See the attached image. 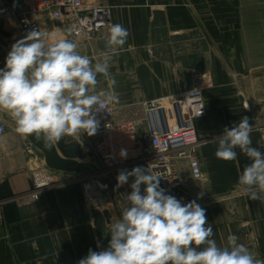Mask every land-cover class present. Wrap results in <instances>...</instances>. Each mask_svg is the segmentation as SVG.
Here are the masks:
<instances>
[{
  "label": "crops",
  "instance_id": "obj_1",
  "mask_svg": "<svg viewBox=\"0 0 264 264\" xmlns=\"http://www.w3.org/2000/svg\"><path fill=\"white\" fill-rule=\"evenodd\" d=\"M108 1L113 24L130 32L110 67L119 94V103L113 104L115 119L143 124V101L191 88L199 72L209 76L203 88L205 114L194 120L198 143L190 150L202 177L193 180L187 164L177 163L182 187L172 195L185 203L196 199L206 209L218 245L235 234L239 243L264 260V202L250 199L237 183L251 161L239 149L234 161L215 156L216 137L243 116L252 125V146L264 151L259 134L264 125V0H205L204 6L214 13L204 16L202 34L196 31L195 9L179 0ZM46 26L44 22V31ZM108 29L78 44L77 50L95 62L106 50ZM24 36L11 16L0 18V68L11 45ZM196 43L202 45L197 48ZM98 79V91L106 89L103 77ZM182 106L172 104L180 123ZM0 129V264H77L90 248L98 251V244L106 248L111 223L127 206L131 180L118 189L111 183L102 190L94 176L86 177L85 172L99 163L89 157V143L82 134L66 137V142L77 141L84 154L82 172L70 173L47 167L42 152L16 133L14 121L2 111ZM40 164L58 183L35 201L17 198L30 188V171ZM135 166L145 167L131 162L123 169Z\"/></svg>",
  "mask_w": 264,
  "mask_h": 264
},
{
  "label": "clouds",
  "instance_id": "obj_2",
  "mask_svg": "<svg viewBox=\"0 0 264 264\" xmlns=\"http://www.w3.org/2000/svg\"><path fill=\"white\" fill-rule=\"evenodd\" d=\"M47 35L32 29L11 45L0 68V111L11 117L21 137L34 135L51 147L68 136L95 135L98 114L119 103L110 67L130 32L122 24H111L106 50L95 62L82 55L73 40L52 42ZM98 76L107 83L106 89L98 91ZM251 132L247 116L225 126L216 137L215 156L234 161L236 149L246 155L251 162L244 165L237 183L250 199L264 202V151L252 146ZM120 156L127 158V150L121 149ZM160 179L148 167L119 171L117 189L131 180L127 206L111 223L107 247L90 248L77 264H264L235 234L218 245L206 209L196 199L185 203L167 194ZM201 197L202 193L197 199Z\"/></svg>",
  "mask_w": 264,
  "mask_h": 264
},
{
  "label": "built area",
  "instance_id": "obj_3",
  "mask_svg": "<svg viewBox=\"0 0 264 264\" xmlns=\"http://www.w3.org/2000/svg\"><path fill=\"white\" fill-rule=\"evenodd\" d=\"M4 16H11L24 35L38 28L49 36L66 35L77 44L113 24L111 7L103 0H0V18ZM175 102L183 104L181 123L172 109ZM142 107L143 124L115 119L111 104L98 114V132L93 136L82 133L89 143V157L99 163L90 170L96 184L102 190L109 189L111 183L116 185L119 171L131 162L157 173L167 194L172 195L182 187L177 170L179 162L187 164L193 180H200V163L190 150L198 143L194 120L205 114L203 88L194 85L176 95L148 99L142 102ZM259 134L264 144V125L259 128ZM121 149L127 150V158H121ZM30 177V188L17 198L35 201L45 189L58 183L41 166L33 168Z\"/></svg>",
  "mask_w": 264,
  "mask_h": 264
},
{
  "label": "water",
  "instance_id": "obj_4",
  "mask_svg": "<svg viewBox=\"0 0 264 264\" xmlns=\"http://www.w3.org/2000/svg\"><path fill=\"white\" fill-rule=\"evenodd\" d=\"M27 138L42 152L47 167L70 173L82 172L80 161L84 158V154L77 141L66 142V138H63L55 145L48 147L42 140H37L34 135ZM103 214L109 223L107 210H104Z\"/></svg>",
  "mask_w": 264,
  "mask_h": 264
},
{
  "label": "rangeland",
  "instance_id": "obj_5",
  "mask_svg": "<svg viewBox=\"0 0 264 264\" xmlns=\"http://www.w3.org/2000/svg\"><path fill=\"white\" fill-rule=\"evenodd\" d=\"M103 1L105 3H109L108 0H103ZM164 1H167V0H164ZM169 1H171V0H169ZM179 1L181 2V4L189 5L193 9H195L193 13L195 14V17H196V31H198L199 33L202 34V32L205 31V27L203 25L204 16L206 14H208V16L212 17V15L214 13L213 10H210L208 5L204 6V4L206 2L205 0H179ZM247 4L248 3H243L244 7L248 8ZM196 44H197V48H199L200 45H202V44H199V43H196ZM232 77H234V76H232ZM208 82H209V76H207L205 73H200V72L197 73L196 82H195L196 85H199L202 88H204L205 86H207ZM38 166H41L42 168H45L41 164L38 165ZM98 166H99V164H98ZM93 174L94 173L92 171L85 172V176L86 177H88V176L90 177Z\"/></svg>",
  "mask_w": 264,
  "mask_h": 264
}]
</instances>
